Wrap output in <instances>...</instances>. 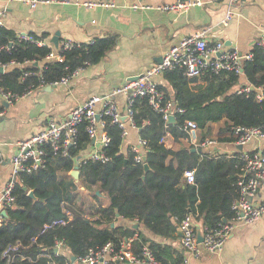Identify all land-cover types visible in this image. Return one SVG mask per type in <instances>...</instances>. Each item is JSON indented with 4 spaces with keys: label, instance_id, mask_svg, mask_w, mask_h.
Listing matches in <instances>:
<instances>
[{
    "label": "trees",
    "instance_id": "trees-1",
    "mask_svg": "<svg viewBox=\"0 0 264 264\" xmlns=\"http://www.w3.org/2000/svg\"><path fill=\"white\" fill-rule=\"evenodd\" d=\"M30 34L33 40H19L14 30L0 27L1 63L12 60L39 63L8 68L0 77V86L5 89L23 93L29 85H39L42 79L47 83L58 81L86 62H99L116 45L117 38L111 35L95 38L92 43L82 42L63 51L64 60L57 61L47 60L51 47L39 45L36 40L41 36ZM250 53L252 57L245 61L242 73L223 71L189 76L184 66L166 69L163 76L170 88L159 84L165 100L176 103L175 122L166 121L146 97H135L133 120L139 135L147 141L144 154L150 166L147 173L144 162L135 161L131 148L123 152L122 129L109 118L107 130L111 141L105 148L108 160L88 159L79 166L84 189L71 171L75 159L92 142L86 124L79 127L76 144L68 148L67 155L54 153L47 146L45 166L17 176L15 207L7 208L8 216L0 225V264H57L68 259V254L56 253L57 241H62L70 254L79 256L108 242L118 249L121 241L132 236L136 252L148 244L163 264L180 263L184 258L180 250L151 239L136 224L160 237L176 239L178 227L187 214L201 224L202 231L215 227L223 218H232V203L240 197L238 182L244 166L241 151L235 155L194 151L199 146L191 142L184 124L187 120L197 123L199 141L207 137L237 140V126L264 128V97L259 100L256 91L239 92L237 88L243 74L247 82L242 87L253 84L264 91V47L257 44ZM25 70L32 74L22 82L19 79ZM168 136L175 140L174 147L166 146ZM2 161L0 152V166ZM187 169L195 171L194 182H188ZM24 186L34 189L39 200L29 197ZM102 194L108 197V203L103 201ZM64 202L68 203L73 218L65 224L47 227L53 221L67 219ZM120 218L135 223H118ZM46 253L51 257L43 255Z\"/></svg>",
    "mask_w": 264,
    "mask_h": 264
},
{
    "label": "crops",
    "instance_id": "crops-1",
    "mask_svg": "<svg viewBox=\"0 0 264 264\" xmlns=\"http://www.w3.org/2000/svg\"><path fill=\"white\" fill-rule=\"evenodd\" d=\"M84 1L67 0L31 6L0 0V8L6 11L5 26L17 34L35 33L50 44L58 31L60 41L88 42L99 37H117L116 45L99 62L85 66L67 85L55 86L51 91L39 88L7 108L6 116L0 120L2 182L10 177V159L16 151V141L38 131L52 117L67 120L76 105L93 95L116 92L132 76L140 75L158 63L163 54L184 37L206 29L210 43L221 40L227 48L243 54H249L264 37V0H245L233 6V17L227 25L222 23L229 9L226 0H204L203 5L181 11L162 9L164 4L177 0H144L146 7L137 9L131 6L130 0H115L117 4L114 7H87ZM157 80L170 88L163 75ZM239 82L237 88L247 82L243 74ZM112 96L126 118L128 94L121 91ZM139 136L138 128L128 124L123 152L137 145ZM210 139L214 142L202 150L211 154L235 155L246 148L236 140ZM165 144L174 147L175 140L168 136ZM247 147L264 149V138L252 141ZM101 196L105 203L109 202L106 195ZM256 200L264 203V187L259 190ZM204 218L205 215L202 216ZM132 222L123 218L118 220V223ZM138 227L151 239L180 250L184 257H188L189 264H264V214L253 223H238L222 250L212 252L202 247L199 256L182 247L178 231V238L171 239L160 237L141 224ZM110 264L128 263L111 260Z\"/></svg>",
    "mask_w": 264,
    "mask_h": 264
},
{
    "label": "built area",
    "instance_id": "built-area-1",
    "mask_svg": "<svg viewBox=\"0 0 264 264\" xmlns=\"http://www.w3.org/2000/svg\"><path fill=\"white\" fill-rule=\"evenodd\" d=\"M7 2H21L36 6L39 3H62L67 0H6ZM133 8H144L146 4L144 0H130ZM245 0H226L228 11L226 17L222 20L224 25H227L233 17V6L240 4ZM204 0H177L174 3L164 4V10H186L194 5H203ZM83 4L87 7H114L115 0H85ZM6 11L0 8V27L5 26ZM207 30L203 29L195 34L184 37L179 43L171 46L162 56L161 60L144 71L136 80H128L116 92L107 95H93L83 103L76 105L70 112V120H56L50 118L42 127L31 135L16 141V151L10 159L11 174L10 177L2 182L0 179V225L5 221L6 216L3 210L7 211L8 207H15L16 196L14 194L15 183L19 173L30 172L33 170L42 169L46 164V149L51 148L54 153L68 154V148L76 144L79 127L85 123L86 131L89 134L91 145L81 153L79 166L88 159L100 160L102 162L108 160L105 153V148L109 145L111 137L107 130V118L113 123H117L122 129V137L128 134V124L137 128L133 120V104L135 97H146L154 109L162 112L163 117L168 121L171 114H174L175 107H172L171 101L165 100V95L160 89V84L157 78L163 75V72L168 68L176 66H184L185 71L189 76H202L206 73H221L223 71H234L242 73V65L240 63V52L229 49L224 42L219 40L210 43L207 38ZM19 40L30 41L33 37L29 33L18 34ZM94 39L86 43H92ZM36 42L39 45H49L51 50L47 55V60L63 61V51L71 50L80 45L82 42H76L71 39H63L59 42L58 47H55L40 37ZM13 44V43H12ZM11 45H7L10 48ZM264 47V37L258 42ZM247 59L252 57V54H246ZM38 62L31 60L18 61L12 60L8 63H1L5 73L8 68L19 66L26 68L28 66H38ZM88 62L85 63V66ZM85 66L79 67L68 74L64 75L60 80L47 83L41 80L39 85H29L23 92L19 93L13 90L5 89L0 86V120L6 116L7 108L18 101L22 97L33 94L37 89L44 88L47 85L58 86L67 85L71 78L76 77ZM42 68V65L40 66ZM67 68V67H66ZM0 73V77L1 74ZM32 74L30 70H25L20 77V81L24 82L25 77ZM257 98L261 100L264 97L263 87H258ZM251 85L240 86L239 92H250ZM125 92L128 94L127 111L124 118L119 105L113 99V94L117 92ZM2 100L8 103L6 107ZM148 123V121H146ZM191 136V142L201 148L206 147L214 142L210 138H205L202 141L198 140L197 131L198 125L194 120H187L184 124ZM237 135L236 142L246 148L241 150V156L244 161L243 173L239 179L240 197L232 203L234 215L226 221L221 220L215 227H209L203 230V241H198L197 223L192 214H187L181 221L180 228L182 230L181 244L185 250L193 253L195 256L200 255L201 248L215 252L223 249L227 239L235 226L240 223H253L264 214V203L257 201L256 197L259 190L264 187V149L247 147L254 140L264 138V128L259 126L235 128ZM2 142H0V145ZM147 141L139 136L138 144L132 146L135 153L136 162H144L145 147ZM76 160V159H75ZM185 175L188 182L195 181V171L193 169L185 170ZM63 211L67 219L53 221L51 225L65 224L73 218V213L68 207V203L62 204ZM135 236L125 238L121 241L119 248L116 249L111 242H108L103 247L91 248L87 253L76 256V260L71 259L67 248L63 246L62 241H57V254H68V259L57 264H110L111 260L128 264H163L150 248L145 244L140 252L133 249V241ZM17 246H13L15 249ZM8 250L4 255L8 254ZM46 257H51L50 254H43ZM178 264H189L188 257H184Z\"/></svg>",
    "mask_w": 264,
    "mask_h": 264
},
{
    "label": "water",
    "instance_id": "water-1",
    "mask_svg": "<svg viewBox=\"0 0 264 264\" xmlns=\"http://www.w3.org/2000/svg\"><path fill=\"white\" fill-rule=\"evenodd\" d=\"M51 41L54 43V45L56 47H58L59 45V42H60V32H56ZM247 60V56L246 54H243L242 52H240V63L242 65V71H243V66H244V63L245 61ZM4 72V68L2 66H0V73H3ZM139 77V75H136V76H132L130 78V80H136L137 78ZM55 88V86H51V85H47L46 87L43 88L44 91H51ZM251 89L258 92L259 91V88L256 87L255 85L251 84ZM3 104L8 107V103L5 101V100H2ZM176 105V103L173 101L172 102V107L174 108ZM71 119V114L68 115L67 117V120H70ZM176 119H175V115L174 114H171L169 119H168V122H175ZM94 142V140H92V143ZM193 150H198V151H202V148L201 147H198V148H193ZM81 158V155H79L77 158H76V162H75V167L74 169L71 171V175L75 178L76 182L81 186L82 189H84V186L81 185V182H80V170H79V160ZM143 160H144V169H145V173H147L149 170H150V166L149 164L147 163L146 161V155L143 156ZM23 189L25 191H27L28 193V196L31 197L33 200H39L38 196L36 195L34 189H29L27 186H24ZM97 194H101L100 191H97ZM43 200V199H42ZM3 214L7 217L8 214H7V211L6 210H3ZM224 221H226L227 219L226 218H223ZM114 225V224H112ZM139 224H136V227H138ZM178 235L181 237L182 236V230L180 228V226L178 227ZM197 235H198V241L199 242H202L203 241V231L201 229V227L198 225L197 227ZM58 248L55 247V251H57ZM71 255V259L74 261L76 260V256L74 254H70Z\"/></svg>",
    "mask_w": 264,
    "mask_h": 264
},
{
    "label": "rangeland",
    "instance_id": "rangeland-1",
    "mask_svg": "<svg viewBox=\"0 0 264 264\" xmlns=\"http://www.w3.org/2000/svg\"><path fill=\"white\" fill-rule=\"evenodd\" d=\"M84 197L86 198V200H89L90 199V197L88 196V195H84ZM121 219V218H120ZM126 220V219H125Z\"/></svg>",
    "mask_w": 264,
    "mask_h": 264
}]
</instances>
